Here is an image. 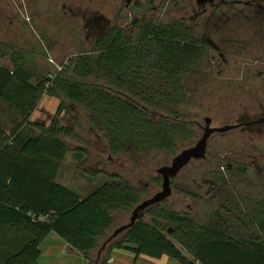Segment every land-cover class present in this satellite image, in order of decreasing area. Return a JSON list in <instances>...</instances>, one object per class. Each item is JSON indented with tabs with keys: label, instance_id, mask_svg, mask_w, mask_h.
<instances>
[{
	"label": "trees",
	"instance_id": "trees-1",
	"mask_svg": "<svg viewBox=\"0 0 264 264\" xmlns=\"http://www.w3.org/2000/svg\"><path fill=\"white\" fill-rule=\"evenodd\" d=\"M200 59L195 42L172 24L101 42L50 80L19 56L9 68L0 66V264H39L50 233L84 264H107L113 249L179 264H194L183 255L197 264H264V222L252 213L248 228L241 205L235 217L217 210L203 221L152 206L98 256L113 215L133 210L142 194L121 177L84 199L57 182L69 152L63 138L73 136L61 115L81 114L102 133L113 157L172 155L177 140L189 137L181 117L188 102L185 81ZM44 96L59 101L51 126L31 119ZM233 176L245 180L246 174Z\"/></svg>",
	"mask_w": 264,
	"mask_h": 264
},
{
	"label": "flooded vegetation",
	"instance_id": "flooded-vegetation-1",
	"mask_svg": "<svg viewBox=\"0 0 264 264\" xmlns=\"http://www.w3.org/2000/svg\"><path fill=\"white\" fill-rule=\"evenodd\" d=\"M172 24H178L200 50L190 86L208 87L214 105H228L238 115L231 124L216 128L233 126L227 132H237L228 145L243 146L242 161L237 153L239 161H233L235 166L225 164V171L246 174L245 194L242 198L228 195L234 207L225 201L217 209L235 217L241 205L248 228L252 213L263 223L264 0H0V55H8L11 62L18 56L25 58L34 71L57 75L101 42L133 39L151 26ZM211 123L212 119L209 127ZM223 164L219 158L217 170L211 173L214 178H201L198 190L209 184L215 194L224 191L228 181ZM219 197L215 196L218 201Z\"/></svg>",
	"mask_w": 264,
	"mask_h": 264
},
{
	"label": "rangeland",
	"instance_id": "rangeland-1",
	"mask_svg": "<svg viewBox=\"0 0 264 264\" xmlns=\"http://www.w3.org/2000/svg\"><path fill=\"white\" fill-rule=\"evenodd\" d=\"M2 32H0V35ZM0 66L9 68L11 60L8 55L3 58L0 55ZM71 70L70 67L67 68ZM38 72V70H37ZM42 74V72L38 73ZM49 80L54 74L46 73ZM196 75L191 74L190 78H186L185 88L187 90L188 102L182 111V118L189 127V137L183 140H177L175 151L172 155L165 152H151L141 157H134L131 154H125L113 157L107 151V146L102 133L92 128L81 114L61 115V124L63 126L73 128V136L63 138L69 146L65 160L57 177V182L72 192L77 194L80 199L86 198L93 193L98 187L107 182H115L116 177L128 181L140 194L141 201L151 198L155 193L161 190V178L156 171L162 166L170 163L171 159L178 153L194 145L200 138L203 131L199 125L205 127L204 119H212L211 126L217 127L221 125L231 124V120L238 117L236 112H232L233 108L227 109L228 105H214V97H211L212 91L206 88L195 90L194 86H190L189 82ZM188 79V81H187ZM205 89V90H204ZM203 100V102H202ZM59 107V101L47 96L42 97L37 110L32 115V121L44 126H51V120L56 115ZM244 107H242L243 109ZM79 116V123H74L73 117ZM237 132L219 134L213 136L208 143L205 160L192 162L180 172L177 178L172 181V194L161 204L167 210L176 213H184L193 215L197 219L203 221L207 215L213 211H217V204H223L228 195H237L242 198L245 194L243 179L234 178L235 173H226L225 164H233L239 161L237 153L242 154L243 146H229V138L236 135ZM85 152H83V151ZM259 156L258 154L252 156ZM222 159L223 169L225 171V179L228 181L224 191L215 194L209 184H203L202 190H198L197 185L201 182V178L212 180L214 178L212 171L216 168L218 160ZM237 162H233L236 161ZM223 171V172H224ZM155 180L159 184H155ZM237 181V182H236ZM219 196L218 201L215 196ZM132 210L113 215L114 224L106 237L122 225H126L131 217ZM144 222H148L143 218ZM169 233V232H168ZM102 240L100 244L101 251L105 242ZM108 247V246H107ZM107 247L105 251L107 250ZM104 251V252H105ZM39 264H84V260L77 253L70 251L66 244L55 234L50 233L40 246ZM111 259L107 264H179L175 259L170 257H162L161 259H152L144 256L136 257L133 253L124 249H113L110 252ZM187 261L197 264L188 256L183 255Z\"/></svg>",
	"mask_w": 264,
	"mask_h": 264
},
{
	"label": "water",
	"instance_id": "water-1",
	"mask_svg": "<svg viewBox=\"0 0 264 264\" xmlns=\"http://www.w3.org/2000/svg\"><path fill=\"white\" fill-rule=\"evenodd\" d=\"M206 126L203 129V133L200 138L194 143L193 146L184 149L172 158L169 165L162 166L156 173L161 178V190L155 193L151 198L141 201L137 204L131 212V217L126 225H122L111 234V236L105 241L101 248L104 251L108 244L115 239L118 235L124 233L128 229L135 226L139 221L145 210L148 208L160 205L165 202L172 194L171 181L192 161H201L206 158V152L208 143L213 135L225 133L233 126H224L219 128L209 127L210 119H206ZM100 254V252H99Z\"/></svg>",
	"mask_w": 264,
	"mask_h": 264
},
{
	"label": "crops",
	"instance_id": "crops-1",
	"mask_svg": "<svg viewBox=\"0 0 264 264\" xmlns=\"http://www.w3.org/2000/svg\"><path fill=\"white\" fill-rule=\"evenodd\" d=\"M71 251V250H70ZM105 251V250H104ZM104 251H102V252H104ZM101 254H98V256H100Z\"/></svg>",
	"mask_w": 264,
	"mask_h": 264
}]
</instances>
